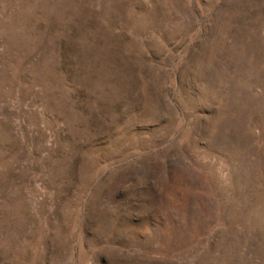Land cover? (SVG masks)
<instances>
[{
  "label": "rangeland",
  "instance_id": "rangeland-1",
  "mask_svg": "<svg viewBox=\"0 0 264 264\" xmlns=\"http://www.w3.org/2000/svg\"><path fill=\"white\" fill-rule=\"evenodd\" d=\"M0 264H264V0H0Z\"/></svg>",
  "mask_w": 264,
  "mask_h": 264
}]
</instances>
